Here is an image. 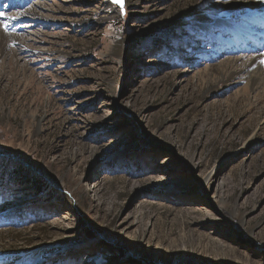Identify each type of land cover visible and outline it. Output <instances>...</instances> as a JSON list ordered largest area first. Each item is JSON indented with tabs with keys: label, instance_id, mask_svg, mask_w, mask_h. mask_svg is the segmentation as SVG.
<instances>
[{
	"label": "rangeland",
	"instance_id": "1",
	"mask_svg": "<svg viewBox=\"0 0 264 264\" xmlns=\"http://www.w3.org/2000/svg\"><path fill=\"white\" fill-rule=\"evenodd\" d=\"M30 2L0 9V264H264V85L228 60L264 0Z\"/></svg>",
	"mask_w": 264,
	"mask_h": 264
},
{
	"label": "bare ground",
	"instance_id": "2",
	"mask_svg": "<svg viewBox=\"0 0 264 264\" xmlns=\"http://www.w3.org/2000/svg\"><path fill=\"white\" fill-rule=\"evenodd\" d=\"M6 4V1H3L2 3H0V5L3 7L4 5ZM245 7H246V5H244ZM16 7H19V8H22V7H20V6H16ZM238 7H242V4H238ZM261 7L262 6H259V5H257V4H253L252 5V9L250 8V5L249 6H247L246 8L247 9H249V11H253V13H250V15L252 16V17H256L259 13H260V11H258V10H261ZM33 10H35V9H33ZM35 11H37V10H35ZM35 11H34V13H35ZM264 11V10H263ZM37 13V12H36ZM264 13V12H263ZM6 14L8 15V12L7 13H5V16H6ZM260 14H262V13H260ZM11 15V14H10ZM7 17V16H6ZM20 18V17H19ZM256 20H258L257 22H253L252 23V21L251 20H247V23L246 24H234V26L233 27H231L230 28V31H232V33L233 34H235V37H234V39L235 38H237V42L238 43H240V42H243L244 41V39H245V37L243 36V35H245V36H248V37H250V38H252L251 39V41H252V43L253 44H258V41L256 40V38H258V37H263L264 38V16H261V17H259L258 19H256ZM1 27H2V25H0V53L2 54L4 51V42H5V40L6 39H8V37H7V35H6V33L4 32V30L3 29H1ZM235 30H242V32H239V31H235ZM11 38V37H10ZM7 42V41H6ZM14 42V41H13ZM8 43V42H7ZM247 43H242V44H240L239 46H242V47H248V46H253V45H250V44H248V45H246ZM246 45V46H245ZM10 46V45H9ZM261 47H264V46H262L261 45ZM240 48V47H239ZM7 49H8V47H7ZM6 49V50H7ZM3 51V52H2ZM12 51V50H11ZM11 51H9V52H11ZM8 52V51H7ZM6 52V53H7ZM5 53V52H4ZM6 55H8V54H6ZM5 56V55H4ZM240 57V56H239ZM6 58V57H5ZM235 59H237V60H240V59H242V63L245 65V66H247V68L248 67H260V70L261 71H258V72H256V71H254L255 69H253V71L254 72H252V73H250L251 75H249V81H250V85L252 86V87H255V86H257L258 84H263L264 85V78L261 76V74H263L264 73V64H262L261 63V60H264V53H263V55L261 54V55H249V56H245V57H241V58H229L228 60H229V62H235ZM3 60H4V58H3ZM228 61H227V63H229ZM237 63V62H236ZM4 64H6V63H4ZM235 65V64H234ZM227 66V65H226ZM230 66V65H229ZM242 67V66H241ZM244 68V67H243ZM247 71V70H246ZM252 71V70H251Z\"/></svg>",
	"mask_w": 264,
	"mask_h": 264
},
{
	"label": "trees",
	"instance_id": "3",
	"mask_svg": "<svg viewBox=\"0 0 264 264\" xmlns=\"http://www.w3.org/2000/svg\"><path fill=\"white\" fill-rule=\"evenodd\" d=\"M14 178L13 179H17L20 180L21 182L26 183L27 185L31 186V187H37L40 188V185L42 183V180H38L33 174H31L29 171H27L26 169L22 168L20 169L17 168L15 169L14 172Z\"/></svg>",
	"mask_w": 264,
	"mask_h": 264
},
{
	"label": "snow or ice",
	"instance_id": "4",
	"mask_svg": "<svg viewBox=\"0 0 264 264\" xmlns=\"http://www.w3.org/2000/svg\"><path fill=\"white\" fill-rule=\"evenodd\" d=\"M114 3L120 5L121 8L124 6V0H113ZM17 17L13 16L12 19H16ZM0 25L4 28L5 31H8V24L6 23L5 14L0 13ZM261 63L264 64V60H261Z\"/></svg>",
	"mask_w": 264,
	"mask_h": 264
}]
</instances>
